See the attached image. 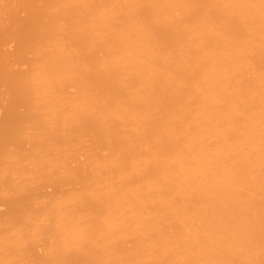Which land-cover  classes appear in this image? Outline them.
Listing matches in <instances>:
<instances>
[{"label":"bare ground","instance_id":"1","mask_svg":"<svg viewBox=\"0 0 264 264\" xmlns=\"http://www.w3.org/2000/svg\"><path fill=\"white\" fill-rule=\"evenodd\" d=\"M4 1L0 264H264V0ZM41 120L54 155L12 150Z\"/></svg>","mask_w":264,"mask_h":264},{"label":"rangeland","instance_id":"2","mask_svg":"<svg viewBox=\"0 0 264 264\" xmlns=\"http://www.w3.org/2000/svg\"><path fill=\"white\" fill-rule=\"evenodd\" d=\"M9 2V1H8ZM39 3H42V0H40L39 1ZM12 2H11V5H9V6H12ZM7 7H8V4H6V2L4 1V0H0V38H1V34L2 35H5V31L6 30H9V28L7 29V27L9 26L10 27V25L11 26H18V23L20 22V20H22L23 18H24V16H25V18H27L26 16L27 15H29V13H31V7L28 9V10H26V8H21V9H23V10H21V11H19L20 9H17L16 11H15V13L13 12V8L11 9V8H9V9H11L12 10V12L14 13V14H12V12H9L10 10L9 9H7ZM7 9V10H6ZM9 10V11H8ZM36 10V9H35ZM32 11H34V10H32ZM33 13V12H32ZM36 13V12H35ZM27 14V15H26ZM15 15V16H14ZM32 15V14H31ZM35 15V14H34ZM30 16V15H29ZM19 19H18V18ZM13 18H14V20H13ZM20 18H22V19H20ZM47 17L46 18H44V20H46L47 21ZM16 20V21H15ZM11 21H13V22H11ZM19 21V22H18ZM9 22V23H8ZM15 22V23H14ZM18 22V23H17ZM15 25H14V24ZM17 23V24H16ZM16 26V27H17ZM6 28V29H2V28ZM21 29V31H20V29ZM19 28H16V29H18L17 31H18V34H16L17 32H15V35H14V37H9V40L7 39L6 41L3 39V42L4 43H2L1 44V42H0V63H2V61H3V58H4V53H6V55H9L13 50H16V48L15 47H17V39L15 38V36H19V34H20V36L19 37H22L21 36V34L22 33H20V32H22V31H24L21 27H19ZM35 29V31L34 32H36V29L37 28H34ZM40 29L42 30V27H40ZM4 30V31H3ZM41 30H39V31H41ZM4 32V34H3V32ZM38 31V30H37ZM7 32V31H6ZM41 33V32H40ZM40 33H38V32H36V33H34V36H33V41H35L36 42V45H37V42H38V44H39V42H42L43 43V41H41L42 40V36L40 35ZM42 34V33H41ZM4 37V36H3ZM2 37V38H3ZM1 38V39H2ZM0 39V40H1ZM19 39V38H18ZM42 43L40 44V45H42ZM35 44H34V46H36ZM40 45H39V47H40ZM34 46H32L33 48H31V49H28L27 51H26V54H27V56L29 57V60H30V58L32 59V58H34L33 57V55L32 54H36L37 52V50H36V47L34 48ZM38 46V45H37ZM38 48V47H37ZM34 49H35V52H34ZM23 52H24V50H23ZM25 53V52H24ZM32 55V56H31ZM28 57L26 58V62H29V61H27V59H28ZM22 63H24V65L22 64ZM16 64V63H15ZM31 64V63H30ZM29 65L26 63L25 64V62H21L20 64H16V65H14V66H12V68H13V70H16V71H23V70H26V68H28L29 69V67H28ZM2 70V68L0 69V71ZM1 73L2 72H0V78L2 77V76H4L5 74H2L1 75ZM11 87L12 86H10V88L8 87V84H6V83H3V82H0V95L2 96L3 95V99H0V118H2V117H4V113H6L7 114V112H8V110L7 111H2L3 110V107H4V105H5V108L7 109V107L6 106H8L7 104H9L10 103V101H8V99H10V98H12V96L11 95H9V96H11V97H7V90H9V89H11ZM73 88V87H72ZM14 89V88H13ZM12 89V90H13ZM11 90V91H12ZM73 90V89H72ZM10 91V90H9ZM11 93V92H10ZM7 94V95H6ZM0 96V97H1ZM6 102H8V103H6ZM21 106V105H20ZM19 106V107H20ZM2 107V108H1ZM2 109V110H1ZM20 108H18V110H19ZM2 112H4V113H2ZM3 115H2V114ZM20 114H27V111L25 110V108H21L20 109ZM2 116V117H1ZM17 130L18 131V133H16L15 135H12V134H9V137H8V134H7V137L9 138V140H8V142H7V144H11V146L13 147L12 148V150H19V148H21L22 150L21 151H23V152H26V151H29V150H31V149H34V148H37V147H39L40 148V150H41V153L43 154V158L44 159H46V161L47 160H49L50 159V155H54V153H55V148H54V145H56V144H59L60 142H61V140H62V138L66 135V133L62 130V128L60 127V125H58L57 123H55V122H51V121H43V120H41V121H35V122H31V123H28V124H26V125H24V126H22V125H11V127H10V130ZM25 129V130H24ZM41 129V132H40V139L38 140L37 138H36V135H35V132L37 131V130H40ZM22 130V131H21ZM25 131V133H24V131ZM6 135V134H5ZM103 150H105V152H106V154H108V152L106 151V149H103ZM103 150L101 151V153H103ZM6 153V151L5 150H2L1 148H0V172L3 174V170H4V168L6 167V163L4 162V160H3V156L5 155V153ZM104 152V153H105ZM45 156V157H44ZM74 156V154H72V153H70L69 155H67L65 158H64V156H63V163L62 164H60V165H62L63 167L67 164V168L69 167V166H75L76 167V164H78V163H74V162H76L77 160H78V158H76V160H75V158L73 157ZM1 158H2V160H1ZM75 160V161H74ZM74 161V162H73ZM64 163H65V165H64ZM72 167V168H73ZM71 168V167H70ZM69 168V169H70ZM59 176V174H57V172L56 171H54L53 173H52V178H57ZM11 180H13V179H4V177H3V179H2V181H0V185H1V187L2 188H0V195H5V196H7L8 198H14V197H16V195H17V189L14 187V185H13V183L11 182ZM3 185H2V184ZM66 184V183H65ZM71 185L72 184H70V185H65V187H63V189L64 190H69V188L71 187ZM64 186V185H63ZM74 186V185H73ZM77 186V188H78V186H79V184L78 185H76ZM75 186V187H76ZM74 187V188H75ZM53 190H54V188L52 187V185H50L49 183L48 184H45L44 185V187L42 188V191L43 192H45L46 194H50V193H52L53 192ZM25 193H27V191L25 192ZM4 209H6V205L5 204H0V212L1 211H3ZM27 244H25V246H26ZM29 245V248H28V250L29 249H31L32 247H30L31 245L30 244H28ZM40 245V244H39ZM37 246L36 245V248L37 247H43V249H44V244H42V246ZM26 248V247H25ZM24 249V248H23ZM35 248H33L32 250H34ZM42 248H40L39 249V251L38 252H42L43 251V249H42V251H40ZM25 250H27V249H25ZM24 250V251H25ZM36 250V249H35ZM38 250V249H37ZM36 250V251H37ZM35 251V252H36ZM31 252V251H30ZM34 252V251H33ZM44 252V251H43ZM45 252H46V248H45ZM32 253V252H31ZM27 254H29V251L27 252L26 251V253H25V255H26V257H25V255H24V258H26L27 259V257L30 259V261L33 259V257H32V259H31V257L29 256V255H27ZM36 254H38L37 252H36ZM30 255H35V254H30ZM40 255H42V253L40 254ZM44 255V254H43ZM75 255V254H74ZM39 256V255H38ZM37 256V257H38ZM66 256V255H65ZM64 256V257H65ZM70 256V255H69ZM72 256V255H71ZM64 257H62L63 259H64ZM68 257V256H67ZM65 258L63 261H66V263H67V261L69 260V258ZM73 257H76V255L75 256H73ZM35 258H36V255H35ZM40 258H42V256L40 257L39 256V259ZM60 258V257H59ZM59 258H57L56 257V259H58V260H60ZM71 258V257H70ZM38 259V260H39ZM55 259V258H54ZM68 259V260H67ZM28 260V259H27ZM53 260V259H52ZM52 260H50L49 262H48V264L50 263V262H52ZM58 260H55L56 262H59ZM74 260H75V258H74ZM73 260V261H74ZM80 260H81V258H80ZM30 261H28V262H30ZM35 261V260H34ZM33 261V262H34ZM54 261V262H55ZM72 261V262H73ZM75 261H77V258H76V260ZM32 262V263H33ZM38 262H40V261H38ZM37 261H35L33 264H37L38 263ZM55 262V264H58V263H56ZM69 262H70V260H69ZM81 262H83V260L81 261ZM31 263V262H30ZM53 263V262H52ZM52 263H50V264H52ZM60 263H61V260H60ZM59 263V264H60ZM65 263V264H66ZM76 264H77V262H75ZM79 263V262H78ZM86 264V262H83V264ZM39 264V263H38ZM40 264H42V263H40ZM44 264V263H43ZM45 264H47V262L45 263ZM54 264V263H53ZM61 264H64V263H61ZM68 264V263H67ZM70 264H72V263H70ZM74 264V263H73Z\"/></svg>","mask_w":264,"mask_h":264}]
</instances>
